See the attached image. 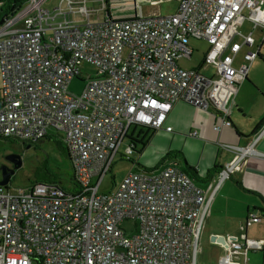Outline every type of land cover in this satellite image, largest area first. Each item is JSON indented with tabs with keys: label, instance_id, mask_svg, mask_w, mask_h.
<instances>
[{
	"label": "built area",
	"instance_id": "built-area-1",
	"mask_svg": "<svg viewBox=\"0 0 264 264\" xmlns=\"http://www.w3.org/2000/svg\"><path fill=\"white\" fill-rule=\"evenodd\" d=\"M46 1L26 0L1 18L0 137L34 144L58 136L73 183L0 185V264H197L211 197L245 156L262 154L254 147L261 131L245 146L225 145L235 158L208 190L175 164L129 170L107 192L100 183L124 139L123 154L135 151V128L171 131L176 101L211 110L216 131L230 125L237 85L264 60V0H177L164 15H143L136 3L129 16L95 22L88 0ZM236 18L250 23L246 33L233 27ZM191 39L207 43L209 73L178 65L190 59ZM83 62L96 72L73 94L67 86ZM127 219L131 233L121 226ZM260 219L264 209L248 211L222 242L214 237L216 264H245L248 251L261 249L264 239L246 235Z\"/></svg>",
	"mask_w": 264,
	"mask_h": 264
},
{
	"label": "rangeland",
	"instance_id": "rangeland-1",
	"mask_svg": "<svg viewBox=\"0 0 264 264\" xmlns=\"http://www.w3.org/2000/svg\"><path fill=\"white\" fill-rule=\"evenodd\" d=\"M59 0H47L46 4H54ZM105 0H88L86 5L89 14V21L95 22L100 18L109 15L114 17H121L132 13L133 4L141 2V11L143 14L148 12L159 13V14H171L176 10L177 0H161L158 4H149L147 2H142L140 0H106L107 10L103 5ZM76 8V6H74ZM137 10V6H136ZM72 17L76 18L72 14ZM82 19V15L78 16ZM233 27H237L240 32L246 33L250 29V23L243 18H236L232 22ZM234 28V29H235ZM253 37L258 39L257 31L253 33ZM190 46H194V50L191 54L190 59L181 58L178 62L179 65L185 68L195 67L200 64L202 60V55L205 52V42L203 40H193L190 41ZM254 74L253 81L256 86L264 87V63L257 59L253 62ZM80 71V76L74 77L68 83V90L73 94H79L85 84L88 76H93L96 72L94 65L83 62L78 66ZM209 73V72H208ZM257 90V88L255 87ZM230 127V125H226ZM137 127L134 130V134H139L142 139L137 142L135 147L136 153L125 155L123 154L124 148L126 146V139L122 142L119 147V151L114 157L110 171H108L102 178L100 183V192H107L114 187L122 177L130 169V160L136 161L138 158L140 162H150L154 158L160 160L159 163H165L167 160L179 159L181 163L183 160L186 162H193L199 156H196V149L194 145L189 144L188 149L182 148L175 143H169L166 138L161 134L162 132L158 130H146ZM132 132V127L129 128V133ZM60 138L49 137L48 139H43L34 144H30L28 148H24L23 144L17 140L10 138L0 137V165L5 160V156L9 153L21 152V166L17 168L11 175L9 185L15 187H25L28 183L36 182L38 178L35 175L36 167L40 166L41 163L46 162L52 168H58L61 178L64 183H68V177L72 175L70 160L68 156L58 148V141ZM139 142L144 143L143 146ZM176 150V151H175ZM167 151V155L161 158V156ZM175 152V156L172 155ZM140 157H138V153ZM162 152L160 156L157 157V153ZM125 156H123V155ZM225 156V154H221ZM155 162V163H156ZM57 170V169H56ZM218 192V191H217ZM225 192V194H223ZM217 194V193H216ZM211 197L208 217L203 221L201 226V231L198 239L197 253H196V263L197 264H214L216 261L217 254L220 251L213 245L209 243V235L211 233H226L228 229L224 227L230 220V217L226 213L230 212L232 209L237 210V205L240 203L239 194H234L229 191V187H223L218 194ZM245 216H242L244 220ZM121 226L125 229L126 233L133 232V221L131 219L124 220ZM246 235L250 238L264 239V221L260 219L255 222H251L247 225ZM264 248V247H263ZM245 264H264V249L263 250H250L246 254Z\"/></svg>",
	"mask_w": 264,
	"mask_h": 264
},
{
	"label": "crops",
	"instance_id": "crops-1",
	"mask_svg": "<svg viewBox=\"0 0 264 264\" xmlns=\"http://www.w3.org/2000/svg\"><path fill=\"white\" fill-rule=\"evenodd\" d=\"M140 1L149 3L148 0ZM131 2L133 3V0H131ZM139 4L140 8L138 10L143 14L141 11L142 3L139 2ZM134 12L135 6L133 4L132 13ZM130 13H128V15L124 14V16H129L131 15ZM148 14L154 13L148 12L143 15ZM204 44L206 50L208 45L206 42ZM192 48L193 51L196 50L194 46ZM262 52L264 55V46ZM257 59L264 63L262 57ZM240 60L241 56L239 55L233 64L236 65ZM255 60L253 62H255ZM253 62L250 65L246 79L237 85L236 94L232 98L228 111L230 127L222 126L219 131H216L213 129V124L216 123L217 119L211 110H203L200 107L190 105L184 101H176L172 104L166 117V124L170 125L171 131L166 132L161 129L158 131L162 132L161 134L169 143L173 142L186 149H188L189 144L194 145V147L197 148L195 151L196 156H199L196 160L189 163L183 160V163H181L179 159H173L158 164L160 160L158 161L156 158L150 162H140L138 158L136 161L132 160L133 162H130L129 170L146 169L156 171L166 165L175 164L176 167L191 176L195 184L208 190L217 179L218 172L227 162L235 158L236 154L226 149L225 145L245 146L253 141L254 137L261 131L260 136L255 141L254 147L262 154L250 153L245 156L241 162L233 168L229 176L220 182L213 193L214 196L216 193L218 194L226 184L230 192L239 194L240 203L237 205L238 209H232L230 212L226 213V215L230 217L229 222L224 225V227L228 229L227 232L237 230V225L242 220V216H245V219L248 211L264 209V87L261 88L260 86H256L252 80L254 74ZM195 67L200 68L206 73L210 72V67L208 65H203L202 60L200 64ZM258 123V129L254 133H251ZM193 132L194 134H192ZM142 144L144 145V143ZM170 152L175 156V152ZM134 153L135 152L132 154ZM167 153L168 152L165 151L161 158L167 155ZM161 154L162 152L157 153V157ZM221 154H225V156L223 157ZM138 157H140V153H138ZM223 194H225V192H223ZM226 235L227 233L221 232L211 233L209 235V243L220 251V245L210 239L214 236L216 240L222 242L220 237ZM263 247L264 240L261 249L258 250H263ZM218 256L219 253L217 254L214 264H216Z\"/></svg>",
	"mask_w": 264,
	"mask_h": 264
},
{
	"label": "trees",
	"instance_id": "trees-1",
	"mask_svg": "<svg viewBox=\"0 0 264 264\" xmlns=\"http://www.w3.org/2000/svg\"><path fill=\"white\" fill-rule=\"evenodd\" d=\"M26 0H0V21L1 18L5 15L8 14L16 9H18L21 5L25 3ZM104 10L107 8V2L106 0L104 1ZM107 10V9H106ZM259 127V123L255 125L251 133H254ZM58 141V148L64 152L67 155L66 147L64 144L61 142V140ZM23 145H30L27 143H22ZM141 146H143L142 143H140ZM136 153V150L134 151ZM138 153V152H137ZM68 156V155H67ZM130 162H133L130 160ZM138 163V162H136ZM57 169V170H56ZM35 175L38 178L36 181H43V182H56L59 183L61 187L65 189H69V185L64 183V180L61 178V175L59 174L58 168H52L48 163L44 162L41 163L40 166L36 167L35 169ZM68 183H73V177L72 175L68 177ZM29 184V183H28ZM256 210V209H254ZM261 210V209H258Z\"/></svg>",
	"mask_w": 264,
	"mask_h": 264
},
{
	"label": "water",
	"instance_id": "water-1",
	"mask_svg": "<svg viewBox=\"0 0 264 264\" xmlns=\"http://www.w3.org/2000/svg\"><path fill=\"white\" fill-rule=\"evenodd\" d=\"M25 147H29L26 145ZM5 160H8L12 163V167H8L5 163L0 165V185L8 184L11 178V175L14 171L21 166V157L19 154L16 153H9L5 156ZM214 239V236L211 237V241ZM220 240L223 241V239Z\"/></svg>",
	"mask_w": 264,
	"mask_h": 264
},
{
	"label": "flooded vegetation",
	"instance_id": "flooded-vegetation-1",
	"mask_svg": "<svg viewBox=\"0 0 264 264\" xmlns=\"http://www.w3.org/2000/svg\"><path fill=\"white\" fill-rule=\"evenodd\" d=\"M24 146V148L26 149L27 147H25L26 145H23ZM14 153H16V154H19L20 156L22 155V153L21 152H14ZM2 163H5L8 167H12V163L11 162H9L8 160H4V162H2Z\"/></svg>",
	"mask_w": 264,
	"mask_h": 264
}]
</instances>
